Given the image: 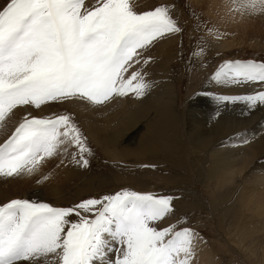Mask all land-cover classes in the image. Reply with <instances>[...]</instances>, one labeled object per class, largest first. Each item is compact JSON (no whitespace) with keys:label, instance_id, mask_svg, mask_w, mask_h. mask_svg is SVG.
<instances>
[{"label":"snow or ice","instance_id":"1","mask_svg":"<svg viewBox=\"0 0 264 264\" xmlns=\"http://www.w3.org/2000/svg\"><path fill=\"white\" fill-rule=\"evenodd\" d=\"M173 7L140 13L132 0H96L91 7L85 0H8L0 8V129L18 107L71 100L95 106L129 92L142 97L152 86L143 72L125 73L141 63L140 50L182 33ZM225 7L241 16L264 14V0H226ZM211 79L261 86L218 102L264 105V63L225 62ZM91 155L70 113H26L0 144V178L31 175L55 157L86 168ZM174 199L127 189L70 207L13 199L0 205V264H195L198 232L156 226L174 213Z\"/></svg>","mask_w":264,"mask_h":264},{"label":"rangeland","instance_id":"2","mask_svg":"<svg viewBox=\"0 0 264 264\" xmlns=\"http://www.w3.org/2000/svg\"><path fill=\"white\" fill-rule=\"evenodd\" d=\"M7 2L8 0H0V8ZM95 2L96 0H85V7H91ZM132 2L135 10L140 13L161 5L174 6L172 16L183 29L182 33L167 35L140 50L141 63L133 66H139L137 71H142L145 81L152 85L149 93L139 102H111L101 108H92L90 103L81 100L62 104L50 103L42 105L40 109L18 107L5 122V128L0 129V144L14 131L24 116L22 113L46 117L54 113L68 112L74 117L88 144L100 159L121 162L132 160L137 165L164 163L178 171H184L186 175L183 179L178 178L179 180L170 179V176L164 177V182L155 179L162 184L152 183L154 180L148 179L152 184L130 186L127 185V180L122 179L123 173H116L117 177L97 174L98 171L108 173L105 161L101 164L100 160L92 163L91 156H88V167L81 168L67 161L61 164L60 157H55L31 175L16 176L12 188L14 193L20 194L29 187L41 189L52 201L46 203L56 207H70L83 199L97 198L99 194H114L124 189L173 197L180 194L179 200L173 203L175 216L184 214L174 221L171 214L156 226L162 228L177 225L178 230L190 227L198 232L201 241L196 250L195 264H264V197L263 200L260 198L264 196V180L258 178L264 176V143L257 144L252 140L249 144L254 127L225 136L214 149L217 152L223 150L222 154L227 158L229 167V178L220 184L210 177L213 158L217 157V154L211 155L210 148L206 146L208 137L214 141L222 134L234 130L239 124H248L264 112V105L248 108L195 95V91L210 89L223 94L251 92L248 91L250 87L245 85L237 87L233 84L214 83V86H211L208 82L204 83L203 77L206 76L207 81L211 71L232 58L234 61L235 58H241L264 63V14L241 16L238 13H229L225 7L226 0ZM144 59L149 61L146 65L143 64ZM171 68H175L177 74L173 69L170 71ZM172 71L174 74H171ZM130 75L131 73L128 74ZM260 87L258 84L254 91L260 90ZM163 104L166 106L159 115L161 124L169 116L170 104L174 107L172 113L173 116L175 113L176 118H173L172 123H165L166 129H163L161 124L159 127L154 121L149 122L148 129L140 140H151L152 146L147 151H138L131 146L117 150L121 138L132 125L155 105ZM125 108L139 110L132 116L128 126L119 127L117 118ZM196 108H200L202 112L198 111L197 126L194 127L185 116L189 110ZM217 111L221 114L223 128L207 132L202 121ZM110 119L111 124L104 126L103 123ZM114 127H117V131H108ZM89 132H93L92 135ZM255 133L258 134L259 131L255 130ZM234 134H240L244 143L245 140L248 142L225 144ZM129 166L131 170L135 169L133 162ZM157 173L160 172L148 171L146 175L158 177L155 175ZM161 173L166 174V171ZM44 175L49 178L43 180ZM170 183L173 187L169 186Z\"/></svg>","mask_w":264,"mask_h":264},{"label":"bare ground","instance_id":"3","mask_svg":"<svg viewBox=\"0 0 264 264\" xmlns=\"http://www.w3.org/2000/svg\"><path fill=\"white\" fill-rule=\"evenodd\" d=\"M2 6V5H0ZM166 106V104L163 105H155V107H153L150 111L147 112V114L142 118L137 120L132 127L128 130V132L124 135V137L121 138V142L117 147V150H122L123 147H135L138 151H144L147 149H149L152 146V141L151 140H140V137L144 134V131H147L148 127L147 125L149 124L150 121H154L159 127H160V120H159V115L162 111V109ZM135 108V107H134ZM139 108L135 109V110H130L129 108H125L122 111V114H120L118 116V122L117 125L119 127H126L129 125L130 120H132V116L136 115L138 113ZM174 110V107L172 104H170L169 106V116L164 120V122L161 124V127L163 129L167 128V124H165L166 122L168 123H172L173 122V118L175 119V113L173 116L172 111ZM198 111L202 110L200 108H196V109H191L188 111V114L185 116L186 119H188L190 122H192V125L194 127L197 126V122H196V115L198 113ZM14 112V110H13ZM23 115H25L26 113H22ZM213 116H211L208 119H204L202 121V124H204V126L206 127V131L210 132V131H217L221 128H223L222 125V117L220 112H216L214 114H212ZM263 115L264 112L258 114L254 119H252L251 121H249L248 124H244L242 126H240V124L238 126H236L234 128V130L228 131L226 134H222L221 136H219L218 138H216L214 141H211L210 137H208L206 139V146L210 148V153L211 155H216L217 157L213 158V166H212V172H211V178L214 179L216 181L217 184H220L221 182H224L225 180H227L229 177L228 174L229 173V167L227 164V158L222 154V151L217 152L216 150H214L217 146H219V143L221 142V140L235 132H239L245 129H254L256 131H259L258 134L255 133V130L253 132L252 135H250L249 137V144H251V141L254 140V143L257 144H262L264 143V123H262L263 120ZM11 118V116H10ZM22 119V117H21ZM112 120H107L106 122L103 123V125L106 127H108L111 124ZM106 123V124H105ZM108 131H117V127H114L112 129L109 128ZM125 131V130H124ZM91 135L93 132H89ZM106 139V138H103ZM2 142V139L0 138V143ZM4 143V142H3ZM221 150V149H219ZM28 174H22V176H26ZM260 180H264V176H259L258 177ZM16 181V176L11 177V178H0V205L3 204L4 202L8 201L9 199H13V198H20V199H27L30 201H42V202H50L52 203V201L50 200V198L47 197L46 193L44 190L41 189H35L34 187H29L26 190H23L20 194H15L13 191V182ZM264 196H260V198L263 200ZM264 207V205L262 206Z\"/></svg>","mask_w":264,"mask_h":264},{"label":"crops","instance_id":"4","mask_svg":"<svg viewBox=\"0 0 264 264\" xmlns=\"http://www.w3.org/2000/svg\"><path fill=\"white\" fill-rule=\"evenodd\" d=\"M235 59H236L235 61H241V62L254 61L252 59H246V60H242L241 58H238V59L235 58ZM229 62H234V58H232ZM138 67L139 66H137V67L133 66L132 68H130L131 70L129 72H127V73L130 74V73L134 72V70L137 71ZM219 67L220 66H217L213 71L210 72V74L208 75V80L207 81L205 80L206 76L203 77L204 83L208 82L211 86H214V83H216V82L214 80H212L211 77L219 69ZM172 69L175 70V68H171L169 70L171 71ZM127 73H125V76H126ZM175 73L177 74V70H175ZM128 74H127V76H128ZM171 74H174V71H172ZM189 74H190V72H189ZM189 74H187V75H189ZM187 75H185V79H186ZM185 79H184V81H185ZM184 81L182 80L183 89H184ZM233 85H237V87H238V85L239 86H243V85L249 86L250 89H248V91H251V92H248L246 94H245V91L239 92V93H236V94H223V93H218L217 91H213V90L210 89V90H206V91H195L197 93L195 95L200 96V97H203V96L210 97V98H214V99H215V97H219V96L243 97V96H246V95H249V94L253 93L254 89L256 87H258V84H233ZM149 91H150V89H148L146 91V93L140 98H137L134 93L129 92L128 95H126L124 97H114L112 100H110V101H108V102H106L104 104H101V105H95V106L91 105V104H89V105L92 108H101V107L109 105L111 102H119V101H124V100L132 101V102H139L140 100H142V98H144L145 95H147L149 93ZM226 103L229 104V105L230 104H240L242 106H247L249 108L247 103H245L242 100H238V101H235V102L226 101ZM240 136H241L240 134H234L233 136L229 137V139L227 141H225V144H231V145H237L238 143L246 144L243 141L244 138L240 137ZM87 144H88V142H87ZM88 146L92 150V155L90 157V160H91L92 163H94L97 160L98 161L100 160L99 161L100 164H101L102 161L103 162L105 161L104 163H106L105 164L106 165L105 168L108 170V173H106V172L105 173H103V172L100 173L98 171L97 174L108 175L109 177H117L116 173H123L124 177H122V179L127 180L126 183H127V185H130V186L148 185V184L150 185L152 183L162 184L159 181H163V182L166 181V180L163 179L164 177H168V178L171 177L170 179L179 180L178 178H182L183 179L184 175H186L184 171H180V170L178 171V169H176V168H174V167H172L170 165L164 164V163L152 164V165L151 164H139V165H137L132 160H126V161H122L121 162V161H111V160L100 159L98 157V155L95 153V150L89 144H88ZM132 162H133V165L135 167L134 170H131V166H129V165H131ZM99 163H98V167L97 168H99ZM97 168H96V170H97ZM147 168H148V170H147ZM148 171H154V172H160V173L155 174V175H158V177H153V176L146 175ZM163 171H166V174H162L161 172H163ZM181 172H183V173H181ZM156 178H158V180H159L158 182L155 181ZM148 179H153L154 182L148 181ZM150 182H152V183H150ZM169 186L173 187V185H171V183H170ZM129 189H131V188H129ZM101 196H103V195L99 194L97 198H99ZM180 197H181V195L178 194V197H176V199L173 200V203H174V201L179 200ZM173 207H174V213L171 215V218L174 221V220H177L178 217H181L184 213H181V214L175 216V210L176 209H175L174 204H173ZM188 214H189V212H188Z\"/></svg>","mask_w":264,"mask_h":264}]
</instances>
